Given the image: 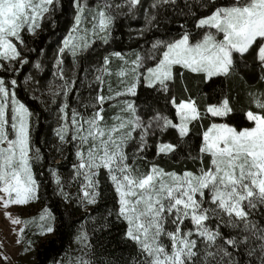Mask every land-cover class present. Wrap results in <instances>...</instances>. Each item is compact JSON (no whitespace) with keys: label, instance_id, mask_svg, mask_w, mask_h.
Masks as SVG:
<instances>
[{"label":"snow or ice","instance_id":"snow-or-ice-1","mask_svg":"<svg viewBox=\"0 0 264 264\" xmlns=\"http://www.w3.org/2000/svg\"><path fill=\"white\" fill-rule=\"evenodd\" d=\"M140 12L143 23L138 19ZM60 16H65V30L56 38L48 61L52 79L42 89L33 72H38L43 62L30 57L37 51L47 56V51L29 49L26 34L37 37L47 31L46 24L55 32ZM120 18L140 23L138 28L128 29L130 39L145 40L149 33L151 39L138 43L136 50L112 51L89 64L98 44L107 46L115 39ZM173 20L180 29L174 34L166 27ZM189 22L194 23V29L187 26ZM112 57L122 61L115 73L123 78L122 92L105 96L103 74L111 75ZM68 58L71 75L65 68ZM82 62L81 77L78 68ZM248 63L264 81V0H184L182 7L179 0H120L116 4L98 0L94 7L86 0H67V7L64 0H0V207L13 225H22L16 242H23L27 252L33 246L30 238L24 239L27 227L35 224L33 234L40 236L56 230L55 214L48 205L38 216L25 219L8 210L10 205L22 206L39 198L43 181L35 166L43 161L48 163L54 193L65 202L75 200L79 208L98 205L104 194L101 177L108 181L114 202L103 218V226H108L113 214L116 221L126 224L122 239L136 245L131 264H264V223L257 219L264 217V92L249 93L250 104L258 109L243 111L251 127L212 123L203 131L198 155L209 154L208 165L201 159L196 171L185 169L182 173L165 171L156 163L144 172L136 167V157L152 143L158 155L182 152L191 124L201 118L197 99L188 96L177 100L171 94L174 66L202 74L209 89L206 101H215L204 104V113L225 118L235 111L230 106L232 97L224 91L222 82L217 94L213 78L228 77ZM27 64H32V70L25 75V84L32 82L33 95L46 90L51 107L56 108L49 151L62 153L65 146H70L74 157L67 181L62 179L59 166L47 160L34 143L39 114L18 97L19 74ZM93 71L100 88L89 80ZM57 80L62 83L54 84ZM86 80L90 91L95 92L89 96L93 111L86 115L72 107L69 119L70 94L75 91L79 98ZM139 83L155 89L157 97L161 92L167 94L164 105L159 106L157 99V106H153L151 96L145 97L140 106L124 100L116 105L117 114L111 122H106L105 103L124 94L137 95ZM169 104L174 107V117L170 109L165 112ZM82 106L85 110L88 107ZM137 131L138 138L134 135ZM157 132L160 136L155 135ZM168 133L171 138L163 139ZM132 140L137 142L129 157L126 147ZM188 158L195 159L191 153ZM73 181L79 182L75 194L65 190L66 183ZM206 203L208 207H204ZM85 217L93 223L99 219L89 211H85ZM85 223L79 226L75 239L91 248ZM225 228L232 231L225 233ZM72 264L93 261L77 256Z\"/></svg>","mask_w":264,"mask_h":264},{"label":"trees","instance_id":"trees-1","mask_svg":"<svg viewBox=\"0 0 264 264\" xmlns=\"http://www.w3.org/2000/svg\"><path fill=\"white\" fill-rule=\"evenodd\" d=\"M112 4L119 3L120 0H106ZM65 7H67V0H64ZM89 6H95L98 0H86ZM184 0H179V5L182 7ZM124 11H127L125 8ZM201 11H203L201 9ZM139 22L143 23V12L139 13ZM65 16L59 17V23L55 32L51 31V25L46 24V32H41L37 37L27 36L28 48H45L47 51V56H41L37 51L35 54L31 55V59L35 61L40 59L43 62V67L38 72H33V75L37 80L40 81L42 89L45 88L48 81L52 79L51 76V65L49 64V59L53 54V50L56 46V38L61 35L65 30ZM140 23L135 20L120 18L118 21L119 30L115 32V39H112L107 46L98 44L97 48L94 50L96 53L89 58L88 63L94 64L96 59L102 57L106 53L112 51L129 52L130 50H136L138 43L144 44L146 40L151 39V34L149 33L145 40L137 41L136 39L129 38L130 27L138 28ZM190 29H194V23L189 22L187 25ZM170 33L174 34L180 31L177 22L172 21L170 25L166 24ZM163 29H161L162 31ZM134 36L135 33H132ZM118 58L112 57L111 68L113 70L117 67ZM115 64V66H114ZM114 66V67H113ZM16 67H20L19 64ZM70 67V68H69ZM65 68L71 69V59L68 58ZM242 71L234 72L228 77L213 78L217 85V94H219V85L221 82L224 86V91L229 94L231 99L230 106L235 110L230 113L225 118H214L210 114H205L203 111L204 104L206 102H215L214 100L206 101V94L209 93V89L205 88V82L202 79V74L192 73L187 69H183L180 66H174V79L169 82V88L171 94L177 97V100L187 98L191 96L197 99L199 106L201 108V118L193 122L190 126V135L187 137L186 143L183 145V151L178 152L175 155L170 154H157L155 150L154 143L145 152L138 154L136 157V167L144 172L148 169L149 165L152 163L158 164L160 167L164 168L165 171H176L182 173L185 169L196 171L201 166V159L203 160V165H208L210 163V155L203 154V156L198 155V150L200 143L202 142V133L208 126L212 123H230L233 126L239 125V127H251L252 124L246 121L243 116V111L251 108L252 110H258L254 104H250L249 93L250 92H264V81L259 79V71L254 70L250 63L246 65H241ZM32 70V64H27L22 67L21 73L19 74L20 84L17 87L18 97L23 100L34 113L39 114V124L33 132V140L37 147L41 148L43 156L49 160L54 166H59V171L62 179H68L70 173V165L74 159L71 155L70 146H65L62 153H56L54 150L49 151L53 144V133L52 128L56 127V108L51 107V104L43 96V91H36L33 95L30 89L33 86L32 82L29 81L27 84L24 82V77L26 74ZM79 74L84 72V64L81 63L78 68ZM56 82V81H55ZM76 87L80 88V82H76ZM84 87V85H83ZM185 89H187L185 91ZM85 93V89L81 92V97ZM165 93L161 92L159 97L156 95L155 89H148L143 83H139L137 87V95L131 96V101H134L137 106L142 105L145 97L151 96L153 99V106H157L155 101L159 100V106L164 105ZM69 104L70 107L74 106V91L70 94ZM171 99V96L168 97ZM45 105L49 107L46 108ZM171 110L170 115L175 116V110L172 105H168L165 109L167 113ZM140 114L143 115L144 109L139 108ZM107 114L108 111H105ZM151 114V112H149ZM35 122V117H33ZM243 121V122H242ZM137 138L139 137V132L134 134ZM156 136H160L157 132ZM171 133L164 136L163 139L168 140L171 138ZM70 139V137H69ZM42 140L47 141V143H42ZM137 141L132 140L129 142V146L126 147V151L129 157L132 156L134 152V145ZM189 153L195 159H189ZM66 157V158H65ZM132 163L130 159L128 161ZM48 163L38 162L35 166V171L39 179L43 182L39 191V197L42 199L45 205L52 210L56 218V230L49 237L41 241L35 248L34 260L32 264H53L58 258H60L69 248L72 240L77 235V230L81 223H85V211L91 212L93 217H99L95 223L92 222L91 218H88L85 223L86 231L89 235V242L91 248H84V259H89L93 261V264H108L109 261L112 264H131L133 256L136 254V245L129 241L122 239V231L126 224H122L116 221L115 215L107 221L108 226L104 227V217L107 215L108 210L112 208L113 205V193L107 187L108 181L101 177L102 183L104 185V194L98 205H90L87 209L79 208L75 200L70 203L65 202L59 195H56L53 191V184L49 182L50 178L47 174ZM44 173L41 177L39 174ZM78 181L75 183V190L71 193L75 194L78 189ZM261 223H264V217H257ZM212 225L215 226V218H212ZM225 233L232 231L231 229L225 228Z\"/></svg>","mask_w":264,"mask_h":264},{"label":"rangeland","instance_id":"rangeland-1","mask_svg":"<svg viewBox=\"0 0 264 264\" xmlns=\"http://www.w3.org/2000/svg\"><path fill=\"white\" fill-rule=\"evenodd\" d=\"M106 2H109V1H106ZM130 58H134V56H131ZM121 65H122V61L118 59L117 67L114 64L116 69L113 70V68H110L111 75L107 73L103 74V80H104L103 94L105 96H111L113 92H122L121 79L123 78H119L115 74L116 71L121 67ZM96 74L97 73L93 71V75L89 77V80L92 81V83L95 85L96 88H100L99 83L95 82L94 80V75ZM69 75H71V69L69 70ZM55 83H62V81L57 80L56 82H54V84ZM46 86L44 89H46ZM110 86H111V90H110ZM83 89H85V93L82 95V97L80 96L79 98L77 97V94L74 91L75 101H74L73 107H78V110L81 111L82 113H85L86 115H91L93 111V106H92V101L89 99V96L95 95V92L90 91V85H89L88 80L84 82ZM43 96L51 104V100L46 90H43ZM131 96L133 95L124 94L118 99L107 101L105 105L103 106V109H104L103 115H104L105 121L111 122V118L115 114H117L116 105L118 103H122L124 100L131 101ZM83 104L88 105L86 110L82 106ZM71 108H69V111H68L69 119L71 118ZM105 111H108V113L106 114ZM64 180L67 181L68 179H64ZM75 183L76 181H73L71 183H66L65 190L71 193L73 189L75 190ZM44 206H45L44 202L39 197L38 199L31 201L26 205H22V206L10 205L8 207V210L12 212L14 215H20L21 219H25V218H29L33 216H38L41 209H43ZM208 206H209V203H206L204 205V207H208ZM3 211L4 209L0 207V254H2L0 255V264H32L34 260L35 248L38 246V244L41 241L49 237L52 233L43 235V236L34 235L33 233L36 231V225L32 224L29 227H27L25 229L24 239L27 240L30 238L33 241V246L27 252H25L23 250L25 247L24 243L16 242L17 237H18V231L22 225L20 224L13 225L12 222L3 215ZM84 248L85 247H83L80 244V242L74 238L68 250L56 261H62V264H72V262L75 261L77 256H81L82 258H84ZM4 257H7V260H5Z\"/></svg>","mask_w":264,"mask_h":264}]
</instances>
